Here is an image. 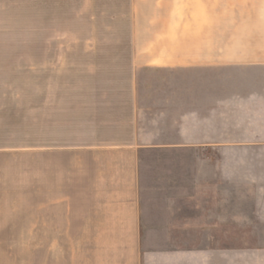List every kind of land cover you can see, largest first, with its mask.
I'll use <instances>...</instances> for the list:
<instances>
[{"label":"crops","instance_id":"crops-1","mask_svg":"<svg viewBox=\"0 0 264 264\" xmlns=\"http://www.w3.org/2000/svg\"><path fill=\"white\" fill-rule=\"evenodd\" d=\"M149 3L141 40L133 15L129 46L79 50L127 77L78 112L49 81L25 118L0 95V264H231L229 232L264 231V0Z\"/></svg>","mask_w":264,"mask_h":264},{"label":"rangeland","instance_id":"rangeland-1","mask_svg":"<svg viewBox=\"0 0 264 264\" xmlns=\"http://www.w3.org/2000/svg\"><path fill=\"white\" fill-rule=\"evenodd\" d=\"M149 1L136 0L133 8L132 0H0V95L21 97L25 118L31 95L45 94L49 81L56 105L57 96L66 95L78 112L79 95L90 93L95 81L127 77L125 56H113L114 65H109L111 56L79 50L129 46L133 15L140 18L141 40L142 17L152 10ZM252 153L230 152L236 161ZM183 236L182 248L190 249L185 243L191 232ZM206 236L198 232L200 250L207 248ZM229 240L231 264H264V255L256 259V251H264V231L232 230Z\"/></svg>","mask_w":264,"mask_h":264}]
</instances>
